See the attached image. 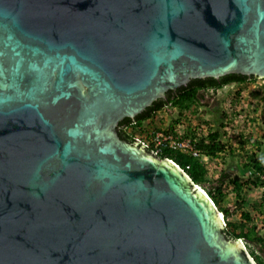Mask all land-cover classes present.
I'll return each mask as SVG.
<instances>
[{
    "label": "water",
    "instance_id": "1",
    "mask_svg": "<svg viewBox=\"0 0 264 264\" xmlns=\"http://www.w3.org/2000/svg\"><path fill=\"white\" fill-rule=\"evenodd\" d=\"M229 74L264 78V0H0V264H254L116 131Z\"/></svg>",
    "mask_w": 264,
    "mask_h": 264
},
{
    "label": "trees",
    "instance_id": "2",
    "mask_svg": "<svg viewBox=\"0 0 264 264\" xmlns=\"http://www.w3.org/2000/svg\"><path fill=\"white\" fill-rule=\"evenodd\" d=\"M251 82L255 80L253 77H246L239 74H229L220 77V82L214 78L205 79H194L191 80L187 85L182 86L178 89V93L167 100H157L153 104L146 108L141 114L135 117L134 121L128 118H124L119 122L118 135L121 139H125L128 142L135 141V134L131 133L126 129L127 127L131 130H137V121L149 117L153 111L163 108L165 104L170 103L173 107H176L179 112L188 110L191 115L195 116L197 113L196 104L199 100L197 97V91L208 87H220L225 84L239 83L240 81ZM213 82V84H211ZM171 93V92H170ZM239 95V91H237ZM173 95V94H171ZM194 109V110H193ZM192 110V111H191ZM183 116V112L179 116ZM130 122V123H129ZM134 122V123H133ZM127 124V125H126ZM189 128L187 123L186 129ZM139 129V128H138ZM173 129L170 127L167 132H171ZM187 132H190L188 129ZM189 134V133H187ZM221 134L218 131L209 133L206 137H202L195 143V147L199 153L208 156L210 159L218 158L224 153V144L220 142ZM261 142L257 139L254 141L256 149L260 148ZM154 146L150 145L149 151H154ZM157 156L161 159L167 158L173 160L189 175L190 179L194 184L203 186L208 195L211 197L218 210L223 213L225 219V228L223 229L227 237L232 239H242L249 246L256 247L259 250L264 251V237L259 233V225L256 223L255 216H252L249 212L243 211L242 209L247 205V193L254 187L264 186V182L253 179L242 180L237 175H229L223 172L219 178L216 179V185L210 186L208 179V164L203 163L199 158L192 156L189 153H185L181 150H173L167 147L161 148ZM247 162L243 165L245 168L251 169L254 173L264 175V160L262 155L257 152H250L246 154ZM227 181L231 185L230 192L225 191L222 183ZM227 196L234 198V210L230 211V205H223V201ZM261 202L253 201L249 204L251 211H256L259 217H264V196L260 199ZM240 212V222H232L230 217L236 212ZM256 221V222H255ZM257 264H264L257 256H254Z\"/></svg>",
    "mask_w": 264,
    "mask_h": 264
},
{
    "label": "rangeland",
    "instance_id": "3",
    "mask_svg": "<svg viewBox=\"0 0 264 264\" xmlns=\"http://www.w3.org/2000/svg\"><path fill=\"white\" fill-rule=\"evenodd\" d=\"M238 87H232V90L229 89L227 91V96L225 100H222L224 103V111L225 114L222 115L223 119L225 116H232V120H230V125L227 126V129H223L217 125H215L214 121L209 118L207 115L203 117L193 116L190 112L183 113V116L179 117L177 111L174 112H166L165 110L161 113L155 115L153 119L155 127L168 128L169 126H173L174 129L178 131H183L184 122L192 123V126H196L200 128V130H204V132L208 129L219 130L222 134L221 140L224 143L225 149L224 153L218 158H215L212 161H208V179L210 181V186L216 185V179L220 177V175L225 172L231 176L235 175V173H239L240 176L243 175L244 171L239 168L241 167L244 156L248 152L251 147L246 144L247 137L251 135L252 139L257 140L260 138L258 132L264 129V79H255L251 82H248L244 88L240 89V94H237ZM234 97L238 101V107L229 108L227 106V100L230 97ZM257 100V101H255ZM236 111V112H235ZM219 114V112H218ZM252 115L254 117V121L249 124L251 119H247L248 116ZM204 120V121H202ZM249 120V121H248ZM214 124V127L212 126ZM199 125V126H198ZM211 125V127H210ZM147 127V126H146ZM186 128V127H185ZM226 131V132H224ZM137 130L132 131L131 133L137 135ZM246 135V136H245ZM264 144V142H262ZM223 188L225 191L230 192L231 185L225 180L223 183ZM260 189L252 188L251 191L247 193V199L252 200L253 198L261 197ZM223 205L228 206L234 203V198L227 196V198L222 202ZM250 209V206H246L244 210ZM233 207H230V211H233ZM239 212H236L231 216V221H240ZM260 220V219H259ZM263 229L264 226H261ZM245 244V243H244ZM246 251L249 254L257 255L253 249L249 246H245ZM259 257V255H257ZM261 259L264 261V253L261 254Z\"/></svg>",
    "mask_w": 264,
    "mask_h": 264
},
{
    "label": "clouds",
    "instance_id": "4",
    "mask_svg": "<svg viewBox=\"0 0 264 264\" xmlns=\"http://www.w3.org/2000/svg\"><path fill=\"white\" fill-rule=\"evenodd\" d=\"M256 79V78H255ZM259 79H264V78H259ZM248 82H250L248 79H247V81H245V84H247ZM234 86H236L237 87V85L236 84H234L233 83V85H230L229 87H224V88H222V89H220L219 90V93L217 92L218 91V88L219 87H215L210 93H208V92H206V94L205 95H208V97L209 96H212V100H214L215 98V96L217 97V95H218V97H220V99L221 100H225V98H226V96H227V91L229 90V89H231L232 90V87H234ZM220 87H222V86H220ZM238 90L237 91H239V94H240V88H237ZM227 90V91H226ZM206 91V90H205ZM230 91V90H229ZM236 91V92H237ZM218 93V94H217ZM217 94V95H216ZM232 97V96H231ZM226 100H228V99H226ZM227 102V101H226ZM237 107H238V105H237ZM163 109L166 111V112H168L167 111V109L168 110H170V112H174V111H177V114L179 115V114H181L182 112L183 113H185V112H189L188 110H186V111H182L181 113L179 112V110L176 108V107H173L170 103L169 104H166V105H164V107H163ZM197 110V109H196ZM169 112V113H170ZM197 112H198V110H197ZM197 114V113H196ZM195 114V116L197 117V118H199V116H197ZM234 115H232V116H225V118L223 119V118H221L220 119V124H219V127H221V128H223V129H227V126H229L230 125V120H232V117H233ZM179 117H181V116H179ZM247 119H251L250 121H249V124H251L253 121H254V117H252V115H250V116H248L247 117ZM202 121H204V120H202ZM219 122V121H218ZM262 123H264V121L262 122ZM189 124V128H185L186 127V125H187V122H184V126L182 125V127H183V131H178V130H176V129H174L173 128V126H169L168 128H161V127H156V130H162V129H164V130H168L170 127L173 129V131L174 130H176V131H178L183 137H190L191 139H194L195 138V143L196 142H198V140L200 139V138H202V137H206L209 133H212V132H214V131H218L220 134H221V132L219 131V130H212V129H208V130H206L205 132H204V130H200V128H198V127H196V126H192V123H188ZM199 126V125H198ZM210 127H211V125H210ZM190 130V132H187V130ZM129 132H132V130L131 129H129L128 130ZM224 132H226V131H224ZM187 133H189V134H187ZM258 135L260 136V138L258 139L260 142H261V144H260V148L259 149H256V146L254 145V139H252V137H251V135L249 136V137H247V139H245L246 141H247V143L246 144H248V145H250V149L249 150H247L246 149V151H248L247 153H250V152H257L258 154H261L262 155V159L264 160V144L262 143V142H264V140H263V137H264V129L262 130H260L259 132H258ZM246 136V135H245ZM136 137V136H135ZM221 137H222V134H221ZM220 142L222 143V144H224L223 143V141L222 140H220ZM224 149H225V146H224ZM224 151V150H223ZM151 152V151H150ZM153 155H155V156H157V154H154V151H152L151 152ZM246 153V154H247ZM246 154H245V156H244V161H243V163H242V165H241V167L239 166V168H241V170H243L244 171V173H243V175L242 176H240L239 175V173H235V175H237V176H239V178H241L242 180H247V179H253V180H255V179H257V180H259L260 179V175H262V174H258V173H254L253 171H251V169H248V168H245L243 165L247 162V160H246ZM221 156V155H220ZM158 157V156H157ZM204 157H206L207 158V160H204L203 158ZM197 158H199V160L200 161H202L203 163H206V164H208L209 162L208 161H212V160H214V159H210L208 156H206V155H204V154H201V153H199V156H197ZM164 159H167V158H164ZM168 160H170V159H168ZM171 162H173V164L174 165H176L177 167H179L180 169H181V171L190 179V177H189V175L184 171V169H182L179 165H177L173 160H170ZM191 180V179H190ZM261 180V179H260ZM259 180V181H260ZM192 181V180H191ZM262 181V180H261ZM193 183V182H192ZM194 184V183H193ZM197 188H199L200 190H201V192L206 196V198H208V200L213 204V206H215V208L217 209V212H218V214L219 215H222L221 216V222H222V225H223V227L225 228V219H224V216H223V213L222 212H220L219 210H218V208H217V206L214 204V202L212 201V199H211V197L208 195V193H207V191H206V189L203 187V186H200V185H197V184H194ZM255 189H260V191H262L261 192V197L262 196H264V186H259V187H254ZM252 190V189H251ZM251 190H248V192L249 191H251ZM260 197V198H261ZM246 206H249V204H247ZM245 206V207H246ZM233 207V209H234V206H232ZM245 207L242 209L243 211H246V212H249L251 215H252V212L253 211H251L250 209H248V210H244L245 209ZM239 212V211H238ZM255 213H256V211H255ZM257 214V213H256ZM239 215H240V212H239ZM253 216V215H252ZM255 217H256V215H255ZM257 217H259V216H257ZM230 220H231V217H230ZM240 221H241V219H240ZM240 221H238V222H240ZM232 222H236V221H232ZM259 226L260 225H264V217L263 216H261L260 217V220L258 219L257 220V222H256ZM262 229V228H261ZM235 240H237L239 243H240V245H241V247H242V249H243V251H244V253L253 261V263L254 264H257V261L255 260V258H254V256H257V255H259V259L261 260V261H263L262 259H261V255L260 254H262V253H264V251H262V250H259V249H257L256 247H251V246H249L244 240H242V239H235ZM245 243V244H244ZM245 246H249V247H251L252 249H253V251L257 254V255H255V254H249V252H247L246 251V248H245ZM263 263H264V261H263Z\"/></svg>",
    "mask_w": 264,
    "mask_h": 264
},
{
    "label": "flooded vegetation",
    "instance_id": "5",
    "mask_svg": "<svg viewBox=\"0 0 264 264\" xmlns=\"http://www.w3.org/2000/svg\"><path fill=\"white\" fill-rule=\"evenodd\" d=\"M256 79H259V78H256ZM192 80H194V79H192ZM215 80H218L217 81V83L218 82H220V80L219 79H215ZM191 81V80H190ZM189 81V82H190ZM188 82V83H189ZM187 83V84H188ZM186 84V85H187ZM211 84H213V82L211 83ZM234 84H236L237 85V87L238 88H240V89H242V88H244V86L246 85L245 84V81H240L239 83H234ZM230 85H233V83H230V84H225V85H222V87H219L218 88V93H219V90L220 89H222V88H224V87H229ZM185 86V85H184ZM180 88V87H179ZM179 88H177L176 90H174V91H167L166 92V94H165V98L163 99V98H160V100H167L169 97H172V96H174V95H176L177 93H178V89ZM215 87H208V88H204V89H200V90H198L197 91V97L199 98V100H198V102H197V104H196V109L198 110V112H197V116H201V117H203L204 118V116H208L209 118H211L213 121H214V123H215V125H217V126H219V124H220V119L221 118H223V116L222 115H224L225 114V111H224V103L222 102V100L220 99V97H218V93L216 94L217 95V97L215 96L214 98V100H212L213 98H212V96H209L208 97V95H205L206 94V92H208V93H210L213 89H214ZM206 90V91H205ZM211 90V91H210ZM227 91V90H226ZM171 92V93H170ZM171 94H173V95H171ZM212 98V99H211ZM157 100H159V99H157ZM157 100H155V101H157ZM155 101H153V102H155ZM255 101H257V100H255ZM153 102L148 106V107H150L152 104H153ZM169 104V103H168ZM237 105H238V101H237V99L236 98H234V97H230L228 100H227V106L229 107V108H232V107H236L237 108ZM148 107H146V108H148ZM145 108V109H146ZM194 110V109H193ZM144 111V110H143ZM142 111V112H143ZM164 111V109L163 108H160V109H158V110H155V111H153V113L152 114H150L149 115V117H147V118H144V119H142V120H140V121H137L138 122V124H137V135H136V138H135V141H133L132 143H138L137 142V138L141 141V142H145V145H147V146H143L141 143H138L140 146H142L147 152H150L149 150H148V148H150V145H149V141L151 140V135H152V133H153V131H155L156 130V127L154 126V124H153V122H154V118H155V115L156 114H158V113H161V112H163ZM167 111L168 112H170V110H168L167 109ZM192 111V110H191ZM142 112H140L139 114H141ZM218 112H219V114H218ZM236 112V111H235ZM138 115V114H137ZM137 115H135L133 118H129V117H124V118H128V119H130L131 121H134L135 120V117L137 116ZM228 116H229V114H228ZM262 117H264V116H262ZM123 118V119H124ZM122 119V120H123ZM264 119V118H263ZM122 120H120V121H122ZM119 121V122H120ZM219 121V122H218ZM119 122H118V124H117V126H116V131H117V129H118V125H119ZM263 122V121H262ZM130 123V122H129ZM134 123V122H133ZM127 125V124H126ZM147 126V127H146ZM212 126L214 127V124H212ZM139 128V129H138ZM126 129H131V128H129V127H127ZM132 131H134V130H132ZM117 135H118V132H117ZM119 136V135H118ZM125 140V139H124ZM263 140H264V137H263ZM127 141V140H126ZM129 143H131V142H129Z\"/></svg>",
    "mask_w": 264,
    "mask_h": 264
},
{
    "label": "built area",
    "instance_id": "6",
    "mask_svg": "<svg viewBox=\"0 0 264 264\" xmlns=\"http://www.w3.org/2000/svg\"><path fill=\"white\" fill-rule=\"evenodd\" d=\"M195 141V138L191 139L190 137H183L176 130L167 132V130L162 129L153 131L149 145L154 146V154L159 153L161 148L167 147L173 150L179 149L185 153H189L192 156L197 157L199 156V152L195 147ZM137 142L141 143L143 146H147L145 145V142H141L138 138ZM203 159L207 160L206 157ZM260 179L264 182V175H260Z\"/></svg>",
    "mask_w": 264,
    "mask_h": 264
},
{
    "label": "crops",
    "instance_id": "7",
    "mask_svg": "<svg viewBox=\"0 0 264 264\" xmlns=\"http://www.w3.org/2000/svg\"><path fill=\"white\" fill-rule=\"evenodd\" d=\"M262 198H263V196H262ZM259 198H253L252 200H249V198H248V200H247V204H250V203H252L253 201H258V202H261V200H258ZM252 215L253 216H255L256 215V217H255V220H258V219H260V217H257L258 215L255 213V211H253L252 212ZM256 222V221H255ZM261 226H264L263 224L262 225H260V227H259V233L264 237V228L263 229H261ZM261 255V254H260Z\"/></svg>",
    "mask_w": 264,
    "mask_h": 264
},
{
    "label": "bare ground",
    "instance_id": "8",
    "mask_svg": "<svg viewBox=\"0 0 264 264\" xmlns=\"http://www.w3.org/2000/svg\"><path fill=\"white\" fill-rule=\"evenodd\" d=\"M201 190H202V189H201ZM219 216H220L219 218H221L222 215H219Z\"/></svg>",
    "mask_w": 264,
    "mask_h": 264
}]
</instances>
